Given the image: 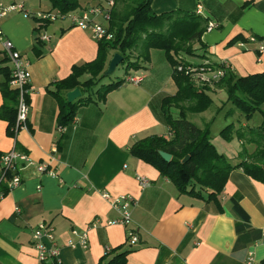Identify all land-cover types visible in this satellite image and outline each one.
I'll return each mask as SVG.
<instances>
[{"label":"crops","instance_id":"1","mask_svg":"<svg viewBox=\"0 0 264 264\" xmlns=\"http://www.w3.org/2000/svg\"><path fill=\"white\" fill-rule=\"evenodd\" d=\"M1 1L23 7L2 20V32L31 73L28 129L17 133L16 148L35 163L47 165L54 176L26 167L20 172V186L0 199V264H41L32 245V233L41 223L50 227L60 247V264H98L107 250L126 243L127 228L138 233L127 264H245L248 253L261 264L263 183L237 168L229 173L218 201L193 198L179 194L167 178L129 153L132 144L146 137L168 138L161 102L175 95L177 88L165 53L150 50L145 69L125 73L126 79H139L137 85L123 83L104 102L78 108L69 124L59 126L55 83L66 79L73 67L95 60L98 43L90 31L74 27L68 18L35 32L39 14L56 12L40 9L42 0ZM121 2L114 1V6ZM97 5L102 4L79 2L69 14ZM197 6L203 18L217 25L202 36L206 53L201 61L223 64L237 77L264 72V52L258 55L255 44L231 43L237 37L264 43V0H151L157 15L176 10L196 13ZM36 35L47 37L38 57L33 53ZM114 54L109 55L106 69ZM4 68L11 70L0 42V69ZM88 78L84 75L80 81ZM59 94L65 98L66 92ZM6 129L7 123L0 119V155L14 143ZM138 175L149 181L143 190L135 179ZM104 193L135 200L127 227L107 224L119 214L103 199ZM95 220L97 227L89 229ZM73 232L87 233V250L67 246L69 240L76 241Z\"/></svg>","mask_w":264,"mask_h":264},{"label":"trees","instance_id":"2","mask_svg":"<svg viewBox=\"0 0 264 264\" xmlns=\"http://www.w3.org/2000/svg\"><path fill=\"white\" fill-rule=\"evenodd\" d=\"M49 1L52 11L60 15L75 12L79 8L78 0ZM110 16L109 32L113 38L97 42L95 60L73 67L66 79L55 83L56 91L53 95L60 107L59 126L69 124L78 108L95 101L104 102L110 92L126 82V78H123L102 85L96 93H92L91 88L97 81L108 76L104 73L112 52L122 57L127 74L131 70L146 68L150 50H161L173 67L172 79L177 88L175 95L165 97L161 102V114L169 128L168 138L152 135L139 140L129 148L131 156L157 170L160 176L167 178L175 186L179 194L207 201H218L229 173L237 168H241L251 179L264 184V120L256 129H235L233 125H228L220 132V136L226 141L235 136L244 144L256 146L252 154L246 151L238 153L237 157L241 160L237 164H231L212 144L209 128H199L187 119L188 115L206 111L212 101L207 96L209 87L196 84L186 71L188 67L222 69L224 76L215 85L226 92L224 105L231 104L247 120L256 112L264 116V72L237 77L223 64L210 61H201V64L188 62V57L205 59L206 46L202 42V36L206 33L208 21L197 13L176 10L157 15L151 10V0H135L134 4L126 6L121 13L114 6ZM35 20L39 23L35 28L37 33L50 24L49 21L38 18ZM34 40L33 53L38 57L43 43L39 40V35ZM237 40L247 41L237 37L231 43ZM197 51H202V54H197ZM206 63L209 64L205 65ZM179 66L182 67L180 72L176 70ZM0 73L3 76V82L0 83L3 99L0 119L7 123L6 134L12 138L16 128L17 91L10 86V71L4 68L0 69ZM84 75L89 78L80 81ZM75 88H79L81 97L73 103H67L59 94ZM28 99L27 97V102ZM173 110H176L175 117L172 116ZM159 152L171 155V160L165 162ZM185 157L188 160L182 163ZM133 251L134 247L126 242L108 250L98 264H127L126 257ZM261 264H264V260Z\"/></svg>","mask_w":264,"mask_h":264},{"label":"built area","instance_id":"3","mask_svg":"<svg viewBox=\"0 0 264 264\" xmlns=\"http://www.w3.org/2000/svg\"><path fill=\"white\" fill-rule=\"evenodd\" d=\"M113 8L114 1L107 0L104 5L102 4L85 8L77 12V14L73 13L60 15L57 12L43 13L38 15V19L52 23L58 19L68 18L74 27L90 31L92 38L98 42L101 40H111L113 38L112 34L109 32L110 15ZM22 11V5H5L0 0V42L5 53V57L9 61L11 68L10 86L12 89L17 91L18 97L16 106V128L14 136L12 137L14 143L9 151L0 155V199L4 196V193H8L20 186V172L26 167L34 166L40 174L54 176V173L47 165L35 163L27 154L18 151L15 143L17 133L28 129L27 120L29 114V103L27 102V97L30 92L31 73L29 71L28 62L22 58L18 51L14 50L12 42L4 39L2 32V20L12 13H19ZM196 13L200 15V6H197ZM216 27V24L208 22L206 32H211L216 29ZM39 40L44 42L47 40V37L45 35H39ZM246 43L255 44L258 55L264 52V43L258 41L256 38L250 37L247 39ZM242 45L243 44L240 43V46ZM176 70L180 72L182 67L179 66ZM186 74L190 75L196 84L205 86L206 84L213 85L218 82L224 76V71L222 69L212 70L210 68L199 69L197 67H188ZM126 82L137 85L139 83V79L128 77ZM52 151L53 153H56L57 148L54 147ZM135 179L142 190L149 185L148 179L143 176L138 175ZM102 197L108 203L110 208L119 214V219L110 221L107 224L109 226L118 224L127 227L131 221L130 208L136 204L135 200L128 195L111 197L107 193L102 194ZM97 225L98 221L95 220L89 225V229L96 228ZM73 234L76 237V241L69 240L67 242V246L87 250L89 245L87 233L73 232ZM262 237L264 239V232ZM32 241L33 248L37 252V260L39 263L45 264L55 262L56 264H60V247L55 242V238L51 233L50 227H47V225L43 223L39 224L36 230L32 233ZM45 241L48 244H46ZM126 242L132 247L137 245L138 233L135 229H126ZM245 264L260 263L252 253H248Z\"/></svg>","mask_w":264,"mask_h":264},{"label":"rangeland","instance_id":"4","mask_svg":"<svg viewBox=\"0 0 264 264\" xmlns=\"http://www.w3.org/2000/svg\"><path fill=\"white\" fill-rule=\"evenodd\" d=\"M86 1L91 0H78L82 5L85 4ZM101 2V4H105V0H95ZM135 0L128 1L123 0L120 3V6L116 5L117 11L120 13L126 8V6H130L134 4ZM42 5L40 9L47 10L52 9L51 3L49 0H42ZM188 62L199 63L201 64L200 59L188 57ZM206 63L205 65H208ZM106 72V71H105ZM105 74V73H104ZM125 76V65L119 64L117 69L106 77H103L100 81H97L95 86L91 88L92 93H96L97 89H99L102 85H107L109 83L115 82L117 80L123 79ZM209 87L210 91L207 92V96L212 101L211 106L201 114L188 115V120L198 126L199 128H209L210 132V140L212 144L216 147V149L225 156V159L228 160L231 164L241 160L237 157L238 153L242 151H246L248 154H252L256 150L255 145H248V149H245L244 145H239V142L235 136L229 141L224 140L220 136V132L228 125H233L235 129L241 128L242 124H245L247 128L256 129L258 128L264 120V116L258 112L254 113L250 119H246L243 114L231 104L226 103V92L224 89H218L215 85L206 84ZM214 87V90L211 88ZM262 110L264 112V106H262ZM172 116H176V111H171Z\"/></svg>","mask_w":264,"mask_h":264},{"label":"water","instance_id":"5","mask_svg":"<svg viewBox=\"0 0 264 264\" xmlns=\"http://www.w3.org/2000/svg\"><path fill=\"white\" fill-rule=\"evenodd\" d=\"M121 63H122V57L119 54L115 53L112 56L111 60L109 61L105 75H111L115 71L116 67ZM80 97H81V92L79 88H75L71 91L66 92L65 94L67 103H73L76 100H78ZM159 155L165 162H169L171 160V155L165 152H159ZM187 160H188V157H185L182 160V163H185Z\"/></svg>","mask_w":264,"mask_h":264}]
</instances>
